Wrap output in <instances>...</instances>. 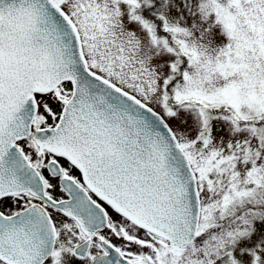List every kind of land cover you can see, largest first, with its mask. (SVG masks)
<instances>
[{"label":"snow or ice","instance_id":"snow-or-ice-1","mask_svg":"<svg viewBox=\"0 0 264 264\" xmlns=\"http://www.w3.org/2000/svg\"><path fill=\"white\" fill-rule=\"evenodd\" d=\"M0 264H264V0H0Z\"/></svg>","mask_w":264,"mask_h":264}]
</instances>
